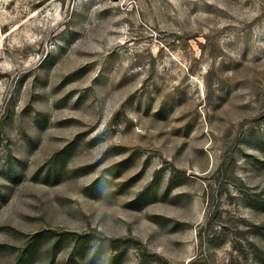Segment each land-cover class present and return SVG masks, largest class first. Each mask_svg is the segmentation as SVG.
Instances as JSON below:
<instances>
[{
  "label": "rangeland",
  "instance_id": "rangeland-1",
  "mask_svg": "<svg viewBox=\"0 0 264 264\" xmlns=\"http://www.w3.org/2000/svg\"><path fill=\"white\" fill-rule=\"evenodd\" d=\"M0 264H264V0H0Z\"/></svg>",
  "mask_w": 264,
  "mask_h": 264
}]
</instances>
